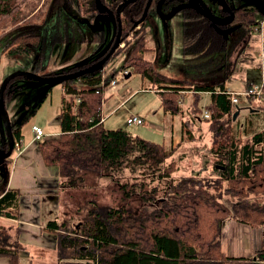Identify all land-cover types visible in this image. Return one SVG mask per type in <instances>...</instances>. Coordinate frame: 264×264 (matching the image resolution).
Here are the masks:
<instances>
[{
    "label": "trees",
    "instance_id": "16d2710c",
    "mask_svg": "<svg viewBox=\"0 0 264 264\" xmlns=\"http://www.w3.org/2000/svg\"><path fill=\"white\" fill-rule=\"evenodd\" d=\"M6 1L10 2L0 0V5L6 4L4 7L0 6V16L6 13V16L0 19V28H12L1 32V52L16 60L26 59L29 61L30 71L43 76L68 73L88 67L100 58L104 45L102 31L83 32L70 17L72 12L76 11L82 18L89 21L94 19L97 14L94 0H65L67 7L64 10L60 8V4L55 3L56 0H47V7L40 12L35 11V8L26 12L24 6L12 11L10 3ZM121 1L113 3L114 11ZM156 3L157 0H153L150 7L152 13H155ZM145 6L144 0L136 1L130 4L121 16L124 46L119 47L118 52L125 53L126 69L114 68L105 74V68H102L63 83L58 118L60 133L42 140L35 139L39 140L44 163L57 168L58 175L63 178L66 187L78 186L77 176L82 178L83 175L80 174L84 171L103 175L120 172L126 166L133 170L141 167L144 169L141 170L144 179L127 194L131 196L138 192L141 198L154 201V204H150V210L146 209L139 214L124 207L92 211L83 229L77 231L62 228L58 221H50L46 227L60 232L58 252L61 257L66 255L68 249L76 248V258L93 260L92 264H264V233L261 247L253 256L228 255L222 248V223L231 217V214L252 228L264 227V205L256 203L255 199L248 200L252 194H264V129L254 132L246 139L234 134L233 123L240 114L236 119L234 115L237 109L241 110L242 107L240 104L236 109H232L227 87L228 75L223 76L224 66L229 65V57L237 46L233 44L228 49L222 38L210 28L206 17L195 12H184L180 23L183 55L187 57L188 62L193 63L192 67L203 63L200 60L202 56L204 63L213 60L214 80L206 82L201 76L193 75L194 81L202 80L194 83L162 74L152 61L145 58V53L149 51V23L145 21L139 28L133 26V22L142 17ZM234 14V21L245 25L251 34L259 30L258 8L239 7L234 9ZM51 23L55 25L53 29H50ZM48 41L53 45L70 41L91 43L96 45V50L81 64L49 70ZM244 45L251 47L248 39L243 42L242 49ZM225 48L228 49L227 55L221 59L220 52ZM134 72L152 83L148 89L158 92L166 112L173 115L183 114L185 108L190 113L191 119L183 120L181 124V143L188 132L186 127L190 125L192 128L195 118L201 120L200 116L203 115L202 119L208 122L211 137L208 150L215 157L219 178L183 177L176 185L166 184L163 188L165 197L155 196L157 188L147 185L146 179L151 177L155 180L157 175L159 180H163L172 176L173 171L177 169L173 168L176 163L168 162V159L174 155L177 146L168 147L164 143L144 139L122 127H107L104 118L108 91L120 82L118 73L127 78ZM22 78L24 77H17L9 83L5 93L6 99L14 98V91L18 86L17 79ZM187 90L191 91L193 96L189 107H185L182 102V92ZM203 92L210 95V101L204 106V111L200 107ZM40 96L37 93L36 97L26 98L18 107L20 122L13 126L14 149L18 143L23 142V125L36 113L47 95L44 94L40 102L33 107V102ZM245 99L250 102L252 109H264L262 100L254 96ZM254 99L260 101L259 105L252 104ZM206 112H210L209 118L205 117ZM3 144L8 149L7 139L3 140ZM11 162L9 158L3 166L6 180L9 178ZM158 173H161L160 177ZM223 188L232 197L239 198L238 195L245 194L247 200L239 198V201L230 205L220 199L213 201L210 191L218 190L217 194L222 195ZM137 189L139 191H136ZM21 197V191L17 188L5 186L0 190V216L19 219ZM160 199L161 203L163 202L161 206ZM0 255L10 256L17 262L19 253L0 239Z\"/></svg>",
    "mask_w": 264,
    "mask_h": 264
},
{
    "label": "rangeland",
    "instance_id": "374dc122",
    "mask_svg": "<svg viewBox=\"0 0 264 264\" xmlns=\"http://www.w3.org/2000/svg\"><path fill=\"white\" fill-rule=\"evenodd\" d=\"M9 3L12 11L19 6H24V11L26 12L33 10V8H35V11L40 12L44 11L43 9L47 7V0H10ZM4 5L6 6V4H1L0 6L4 7ZM5 16L6 13H2L0 19ZM180 16L181 14L174 18L172 25L167 26V28L161 23L159 17H157L162 40L165 43L168 36L169 43H165L163 52L158 54V50H160V48H157L159 34L152 29H148L147 45L149 51L145 53V58L152 61L155 68L160 73L169 77L171 76L176 79L194 83L201 82L202 80L194 81L193 75L201 76L206 82L214 80V77H212V70H214L215 66L213 60L208 59L209 61L204 63V56H202L200 60H202L203 63L199 66L192 67L193 63L191 62V64L188 62L187 57H184L182 52L183 41L180 27L182 16ZM257 17L260 31L257 30L253 32L249 39L247 38L251 47H246V45H244L242 49L241 44H239L233 54L229 57V65L227 67L225 66L223 70V76L228 75L227 81L233 86L240 85L242 87L243 85L259 84L261 83L262 77H264L262 72V70H264V14L259 13ZM51 25L50 29H53L55 26L54 23H51ZM10 27L11 26L6 29L0 28V35L2 34L1 32L10 30L12 28ZM112 27L113 25H111L108 34L109 39L113 36ZM50 41H48L47 45V53H49V58L47 57V59H50L49 70H60L71 64H81L88 60L94 53V45L90 43L80 44L70 41L66 44L53 45ZM2 46L3 41H0V84L6 76L14 71L30 69L28 66L29 61L24 58L18 60L10 58L6 53L1 52ZM227 52V48L220 52L222 54L221 59L226 57ZM214 56L215 55H213L212 58H214ZM124 61L125 53L117 51L116 54L106 63L103 71L107 74L112 69L114 70V68L126 69ZM118 77L120 82L115 87H111L107 95L109 98L106 103L107 106L105 105L104 108L106 126L110 128H125L131 134L141 136L144 139L156 143H164L168 145V147H172L175 144L177 146L174 155L168 159V162L174 161L173 163H176L173 168L177 169L175 172L173 171L172 176L163 180H159L157 175L154 178L155 180L151 179V177L146 179L147 185L149 184L150 186L157 188L155 196L165 197L163 188L166 184L176 185L183 177H193L194 179H204L205 177L210 179L219 178L216 170L215 157L208 150V147L211 146V137L208 130V122L202 119L203 115L200 116L201 120L195 118V125L192 128H190V125L186 127L188 132H186L185 137H183V142L181 143V124L183 120L191 119L188 110H185L184 108L185 112L183 114L174 115L166 112L162 106V99L158 92L150 91L148 89L151 88L152 83L148 79L142 78L139 73L134 72L128 78H123L122 74L118 73ZM17 84L18 86L14 91V98L11 100L10 97H8V99L5 97L6 107L13 126H17L20 122L17 112L21 102L26 98L30 99L36 97L38 93V95L41 96L33 102V107H35L37 102H40L41 97L44 94L47 95L41 105L37 108L36 113L31 115L29 120L22 127L24 137L22 142V153L31 160V172L34 175L39 174V180L37 181L38 185L35 187L32 185L30 186L27 179H23L19 176L23 183L22 200L26 201L23 205H29L28 207L26 206L28 210L26 219H24L25 216L22 217V214L19 219L22 218L26 220V225L24 224L22 227H27L33 231L31 233L36 234L32 236L33 239L40 240L41 242L38 244L34 243L33 246L30 244L28 245V248L23 249L22 245L19 243L20 238L18 235H12L13 233L11 230L6 227H0V239L4 240L6 244H10V248L21 253L24 258H28L27 262H31V264H92L93 260L76 258V254L78 253L76 248L68 249L66 255L61 257L58 252L60 232H55L47 228V224L50 221H58V224L62 228L67 227L70 231H77L83 229L85 222L89 216L92 215V211H103L109 208L124 207L128 211H133L134 213L139 214L142 211L149 209L150 204H154V201H146L141 198V195H139L138 192L131 196L127 194L132 191L131 188L133 186L140 185V182L144 179V174L141 170L144 171V169L140 167V169L133 170L126 166L124 169L120 170V172L103 175L84 171L80 174L83 175L82 178L77 176L76 182H79L78 186L73 188L66 187L63 184V178L61 179L58 175L57 168L49 167L44 163L38 144L39 140L35 139V134L32 128L33 125H38L43 129L44 136L40 140L45 137L56 136L60 133L58 118L61 111L63 85L57 84L45 93V89H42L43 85L38 84L33 86L32 82L25 78L17 79ZM186 92L188 93L184 94L183 102L185 103V107H189V104L193 101V96L191 91L187 90ZM112 96H114L113 99L111 98ZM125 97H129V101L120 105ZM116 98L118 101L114 100ZM201 99L200 107L204 111V106L210 101V95L202 93ZM261 102L264 105V101ZM259 103L260 101L255 99L252 102L253 105H259ZM240 104L242 109L237 120L233 123V132L236 136L241 135L246 139L254 132L264 129V109H252L250 102L245 98L241 99ZM111 110H113V112L109 113ZM133 114H140V116L144 117L143 124H127V118ZM177 131L180 132L178 134L181 139L176 143L173 136H176ZM1 137H5V134H3V130L0 128V139ZM17 153L18 151L13 150L11 156L12 169L22 165L23 162V160L22 162L20 160L22 153L20 155ZM160 175L161 173H158V177H160ZM12 176L16 181L19 180V178L17 179L13 174ZM40 176L52 177L53 181L49 178V180H45ZM79 179H82L83 181L80 180V182ZM262 181H264V179H262ZM223 185L226 187V183ZM216 187L218 188V185ZM136 191L139 190L137 189ZM210 192L212 193L213 201L217 202V199H220V201L225 202L228 205H230V203L233 204V202H236L237 200L239 201V198L247 200L245 194L238 195V198L228 195L226 190L222 192V195L217 194L218 190L212 189ZM246 193H248V190H246ZM253 199H255L254 201H256V203L264 205V194L259 196L252 194L248 198V200L251 201H253ZM161 201L162 200L160 199V206L163 203H161ZM23 205L21 204V207ZM231 212L234 213L232 209ZM232 216H234V214H231V217ZM227 221L228 220H224L223 223ZM233 228V221L230 220L227 231L223 228L225 241ZM256 228L260 236L259 240L252 238V241H241L242 245L240 248L243 247V249L240 250H246L249 255L248 257L254 252L256 253L261 247L259 242H262L263 240V235H261L260 231L264 228H262V226ZM250 231L255 232L254 229H251ZM62 232H64V230H62ZM262 233H264V231ZM256 236L258 237V235L255 234V237ZM245 244L246 247L244 248ZM228 246L229 245L226 246L223 243V247L228 254H240L239 252L229 249Z\"/></svg>",
    "mask_w": 264,
    "mask_h": 264
},
{
    "label": "flooded vegetation",
    "instance_id": "af4514ba",
    "mask_svg": "<svg viewBox=\"0 0 264 264\" xmlns=\"http://www.w3.org/2000/svg\"><path fill=\"white\" fill-rule=\"evenodd\" d=\"M101 1H102V3H104L108 7L109 11L111 10V12H112L111 14H109L107 10H104L102 13H100L99 9H98L97 0H94L95 7H96V10H97V14H96L94 19L89 21L87 18H82V17H80L78 15V13L76 11L72 12V15L70 16V17L73 18L74 21H76L77 26H79L82 29L83 32L93 33V32H97V31H102V34L104 36V43H103L104 45H103V48L101 49V52H100V55H99L100 58L98 60H100L103 57H105L108 54V52L110 51V49H111V47H112V45L114 43V40H115V38H116V36L118 34L119 28H121V37H122V20H121V16H122L124 10L130 4L135 3L136 1H139V0H134L133 2L129 3L127 6L124 7V9L122 10V12L120 14V20L117 18L116 11H117V8L119 7V5L124 2V0H122L121 3L117 6L116 11L113 10L112 5L117 0H101ZM144 1L146 2V6H147L148 0H144ZM205 1L210 4V6L213 8V10L218 8L217 4H214V0H205ZM228 1H229L230 5H231L233 11H234L235 8H239V7H241V8L255 7V6H253L252 3H250V0H228ZM258 1H260L261 3L264 4V0H258ZM152 2H153V0H152ZM152 2H151V5L148 7L146 18L144 20H142L138 25H135V23L137 21H139V20H141L143 18L144 14L146 12V8H147L145 6V9H144L142 17L140 19H138V20L133 22V26L134 27L139 28L140 24H142L143 22L147 21L149 23V29H152V30H154L156 32L157 27L159 28L157 17H159L161 23L164 25V22L161 20V17L159 16V12L161 11V12H163V14H168V13L171 12V10L173 8L175 9V8L187 3L188 0H157V3L154 5L155 13L154 12L152 13L150 11V7L152 6ZM55 3L60 4V8H62V10L66 9V7H67L65 0H56ZM159 5H160V7H159ZM203 9H204V7H203ZM184 12L199 13L194 8H184V9L178 11L170 20L167 21V26H171L172 25V21L179 14H181V16L183 17V13ZM259 13L262 14L260 10H259ZM221 15L224 16L220 20L221 22L229 21L230 18H232V15L230 14V11L221 12ZM202 16H204V15H202ZM182 17H181V19H182ZM234 17H235V14H234ZM111 25H113V27H112L113 36H112L111 39H109L108 38V34H109L110 29H111ZM209 26H210V28L214 29L215 33L222 38L224 44L228 47V49L233 44L236 45L237 47L239 46V44H241V46H242L243 42L247 38L249 39V37L251 35V33L248 31V29H247V27L245 25L239 24L238 22H235L234 19L232 20V22H229L228 24H222L221 23V24H213L212 25L211 22L209 21ZM231 29H233V30L232 31H228V30H231ZM226 35H228L229 36L228 39H230L229 43H227V44H226V40H225L226 39L225 38ZM168 41H169V37L167 36V39H166L165 43L167 44ZM159 42L160 41L158 40V46H157L158 49L160 48V43ZM123 46H124V43L122 42L119 47H123ZM119 47L113 52V54L111 55L110 59L112 58L113 55L116 54V52L119 50ZM95 50H96V45H94L93 52ZM162 52H163V48L162 49L160 48V50H158V54H161ZM105 65H104L103 68H105ZM0 146L2 148L6 149V147L3 144V141H1V140H0ZM9 158H11V157H9ZM9 158H7V159H9ZM4 163L5 162L0 164V167H3ZM2 170L4 171V169H2Z\"/></svg>",
    "mask_w": 264,
    "mask_h": 264
},
{
    "label": "water",
    "instance_id": "95a60500",
    "mask_svg": "<svg viewBox=\"0 0 264 264\" xmlns=\"http://www.w3.org/2000/svg\"><path fill=\"white\" fill-rule=\"evenodd\" d=\"M134 0H124L122 4L119 5L117 8L116 14L117 18L120 20V14L125 6H127L129 3L133 2ZM152 0H148L146 12L143 16V18L135 23V25H138L142 20L146 18L148 7L151 5ZM98 3V9L99 12L102 13L104 10H107L109 14H111V10L109 11L108 7L102 3L101 0H97ZM250 3L253 4V6L257 7L262 14H264V4L261 3L258 0H250ZM214 4H217L216 9L213 10V8L210 6L209 3H207L205 0H188L187 3L177 7L173 8L170 13L163 14V12H159V16L161 17V20L164 22L165 27L167 28V21L170 20L178 11L184 9V8H194L196 11H198L200 14L204 15V17L208 18V20L211 22V24H228L229 22H232L234 19V11L229 3L228 0H214ZM160 7V5H159ZM204 7V9H203ZM227 12L230 11V14L232 15V18H230L229 21H223L220 20L223 15H221V12ZM228 30V31H232ZM226 39L229 38L228 35L225 36ZM225 39V40H226ZM123 42V39L121 37V28H119L118 34L114 40V43L108 52V54L103 57L102 59L98 60L96 63L82 68L80 70L69 72V73H60L56 75L51 76H43L38 73H35L30 70H18L14 71L10 75L6 76L4 80L2 81L0 85V128L3 130V134H5V137L0 139L1 141L7 139L8 142V149H4L0 146V164L5 162V160L12 156L13 150H14V137H13V124L8 112V109L6 107V101H5V91L9 84V82L16 78L23 76L25 79L30 80L32 82L33 86L36 85H43V90L45 89V93L51 89V87L57 85V84H63L68 80L78 78L82 75H85L87 73H93L97 70H100L104 67L106 62L110 59L113 52L121 45ZM129 77V75H128ZM127 77V78H128ZM43 92V91H42ZM240 109H237L234 115V119L237 118V116L240 114ZM2 136V135H1ZM4 169V167H1Z\"/></svg>",
    "mask_w": 264,
    "mask_h": 264
},
{
    "label": "crops",
    "instance_id": "0c3cea01",
    "mask_svg": "<svg viewBox=\"0 0 264 264\" xmlns=\"http://www.w3.org/2000/svg\"><path fill=\"white\" fill-rule=\"evenodd\" d=\"M259 27H260V25H259ZM258 31H260V28H259ZM156 32L159 34V41H160L159 43H160V48L162 49L164 47V44L165 43L162 40V37H161V34H160V31H159V28L158 27H157ZM229 40L230 39H228V38L226 39V44L229 43ZM168 43H169V41H168ZM71 65H73V64H71ZM224 68H225V66H224ZM262 72L264 74V70H262ZM247 86H249V85H243L241 87L240 85L233 86L232 84L227 83L228 89H231V90H243ZM182 93L185 94V93H188V92L185 91V92H182ZM203 94H204V92H203ZM206 94H209V93H206ZM113 97L114 96H112L111 98L113 99ZM129 99H130L129 97H127V98L125 97L124 100H122V102L120 103V105H123L124 102H126V101L128 102ZM114 100L118 101L117 98L114 99ZM183 101H184V99H182V102ZM112 112H113V110H111L110 113H112ZM178 133H180V132L177 131L176 136H173V138H175L176 143L178 141H180V139H181ZM181 134H182V130H181ZM174 146H176V144ZM23 154L24 153H22V155L20 156L21 157L20 158L21 162L23 160L22 165H19L18 167L13 168V169L11 168V165H10V167H9L10 174H9L8 180H6L4 178L3 170L0 167V190H2L5 186H7L8 188H17V189H19L21 191L22 197H21V202H20V206H19L20 215L22 214V217L25 216L24 219H26V214L28 212L26 206L28 207L29 205H26V206L23 205V203L26 202V201H23L22 200L23 199V188H22L23 187V183L21 182L22 180H20L19 176L21 178H23V179H27L29 181V183H30V186L32 185L33 187H35V186L38 185V182L37 181L39 180L38 179L39 174L38 175H34L31 172V169H32V168H30V166H31L30 165L31 160L27 156H24ZM12 174L17 179L19 178V180L16 181V179H14V177L12 176ZM40 177L44 178L45 180H47L49 178V177H44V176H40ZM49 179L51 180L52 177H50ZM56 180H58V179H56ZM52 181H53V179H52ZM21 204L23 205L22 207H21ZM24 219H22V218H20V219H13V218L5 217V216H0V227H6L7 229L11 230V232L13 233L12 235H15V236L18 235V237L20 238L19 239V243L22 245V248L23 249H26V248H28V245L31 244L33 246L34 243H37L38 244L41 241L40 240H34L32 236L33 235H36V234L35 233H31L33 231H31L29 228L22 227L24 224L26 225V220H24ZM225 220H228V221L227 222H224L223 225H222V227L224 229H226V231H227V227H228V225L230 223V220H231V221H233V227L235 228V232H234V228H233L231 230V232L229 233V235L227 234L228 237H227V239L225 241L224 236H223V228H222V248H223V251L226 252L225 249H224V247H223V243H224L226 246L229 245L228 246L229 249H231V250H233L235 252H239L240 253L238 255H235V254L233 255V254H228V252H226L228 255H232V256H247L248 257L249 255L247 254L248 252L246 250H242V251L240 250V249H243V247L240 248V246L242 245L241 241L242 240L243 241L244 240H246V241H248V240L252 241V238H254L255 240H259L260 239V236L258 234V231L256 230L257 228H252L251 226L247 225L246 223L241 222L240 219L235 218V217H229V218H227ZM18 222H20V223H18ZM29 226H30V224H29ZM262 228H264V227H262ZM251 229H254L255 232H251L250 231ZM263 231H264V229H262L260 231L261 232V235H263V233H262ZM255 234L258 235V237L257 236L255 237ZM261 243L262 242L260 241L259 242V245H261ZM245 247H246V244L244 245V248ZM253 254H251L250 256H252ZM27 261H28V258L27 259L24 258V256L21 255V253H19V255H18V261L17 262H15V260L12 259V257H10V256L0 255V264H31V262H27ZM24 262H27V263H24Z\"/></svg>",
    "mask_w": 264,
    "mask_h": 264
},
{
    "label": "built area",
    "instance_id": "2783aa9c",
    "mask_svg": "<svg viewBox=\"0 0 264 264\" xmlns=\"http://www.w3.org/2000/svg\"><path fill=\"white\" fill-rule=\"evenodd\" d=\"M115 84H116V80L113 81V85H115ZM228 92L230 93V100H231L232 109H236L240 105L241 99L246 98L248 96H254V97L264 101V77H262L261 83H259V84H251L243 90H231V89H229ZM205 117L209 118L210 112H206ZM143 121H144L143 117L140 115H136V114L129 116L127 119V123L129 125H133V124L140 125V124H143ZM32 128H33V132L35 134L36 139H40L44 136V131L40 126L33 125ZM14 150L18 151L17 154L20 155L23 152L22 144L18 143L15 146Z\"/></svg>",
    "mask_w": 264,
    "mask_h": 264
}]
</instances>
